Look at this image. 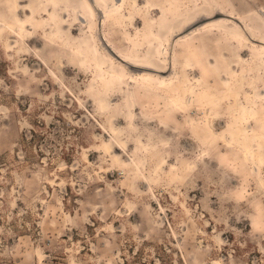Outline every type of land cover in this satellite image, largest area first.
<instances>
[{"label":"rangeland","instance_id":"374dc122","mask_svg":"<svg viewBox=\"0 0 264 264\" xmlns=\"http://www.w3.org/2000/svg\"><path fill=\"white\" fill-rule=\"evenodd\" d=\"M199 1L125 0L110 20L98 9L91 25L64 1L22 0L16 10L0 0V264H264V164L242 142L211 134L201 112L218 97L213 127L225 131L242 86L243 104L257 88L250 110L264 116V66L244 22L231 18L251 42L214 29L173 44L177 66L163 76L179 73L187 101L199 92L189 107L158 81L160 89L132 83L125 92L88 57L96 45L83 44L95 32L127 57L150 50L161 59L156 7L169 19ZM218 1L246 19L264 8V0ZM207 169L219 183L203 179Z\"/></svg>","mask_w":264,"mask_h":264},{"label":"bare ground","instance_id":"6f19581e","mask_svg":"<svg viewBox=\"0 0 264 264\" xmlns=\"http://www.w3.org/2000/svg\"><path fill=\"white\" fill-rule=\"evenodd\" d=\"M49 1H51L52 5L55 6L56 8L59 7L60 3L64 1L66 5L71 6L73 7V9H75L74 11L78 14V22L82 20V22L86 23V21L88 20L91 25L95 24L96 17L97 15H99L97 11L98 9L104 13L103 15L104 20H108L111 16L112 9L121 8L125 4V0H120V1L118 0H113V1L49 0ZM21 2L22 0H14L16 10L23 9V5ZM134 3L137 4L136 1H134ZM196 4H197L196 9L191 14L189 15L182 14L176 16L174 15L171 16V18L169 19L166 18L168 9L165 6L156 7V9L160 13L161 22L157 28L159 32L157 34L154 33L151 34L152 36H154V39H160L163 43L162 49L159 53L161 59L157 58V54L150 55V50L148 53H145V55H139L138 53V55L136 56L127 57L118 51L117 47L111 42V40L107 39L103 34L102 35L100 34V36L96 35L94 31H93L94 39L91 40L85 39L83 41V44L89 45L90 43L91 44L94 43L96 45V49H94L95 51L91 49L92 47H90L92 54L91 55L89 54L88 57L104 73L106 74L108 73L111 76L112 81H116L117 83L124 84L122 87L123 90L128 87L129 90L126 89L124 90L125 92H131L130 88L132 83L138 84V83L148 82L149 85L153 87L152 85L157 86L156 82L158 81V83H160L159 85H168L165 88L171 90V99L176 106L189 107V105H196L198 103L197 96H199V92L196 93L194 91H191L190 97L188 98L189 101H187V96L181 93L182 85L180 84L178 86V83H176L178 79L180 80L179 73L174 72V75L171 76V78H168L167 76H163L165 75L164 74L165 71L169 69L175 70L176 69L175 67L177 66V59L179 54L177 55L178 50L176 51V49L175 50L173 49V44H175L176 42L181 43L182 41L193 39L204 32L214 29H219L220 35H222L224 38L225 36L229 38L230 37L229 33H236L237 36H240V38L243 41L251 42L249 36L246 35L245 29L239 27L237 24L232 23L231 18H236L244 22L246 28L251 33L252 42L250 43V45L252 49L251 48L249 49H251L254 53H258L257 55L258 57L256 61L261 62L262 65L264 66V8L261 9L262 15L258 13L256 14V16L259 17L260 19L259 18L255 19L251 15L247 16L248 18L246 19L245 16L243 15L229 11L218 0H203L202 2L201 1L196 2ZM116 11L117 10H115V12ZM181 16L183 17L179 18ZM203 18L208 19L209 21L206 23H200V20ZM21 22L25 26L31 25V23L28 21H21ZM6 23L10 27L16 25L15 23L9 21H6ZM165 34H168L169 37L166 40L164 39L162 40L163 35ZM257 41L260 44H257L256 43ZM165 49H166V55L169 56V62L168 60H165L163 58V55H165L163 53V50ZM77 51L80 52L82 51V49L78 48ZM238 58L241 61L244 60L243 55H240ZM170 62H171V66L169 67L167 65ZM157 87L159 88V86ZM242 91H243L242 86H240L239 88L237 87L234 91V97H235L234 101L237 104V106H239L238 108L239 111H237L238 113L235 115V118L237 119L239 117L240 120L239 123H237L238 119L237 120L233 119L229 122L228 128H226L225 131L218 132L217 130L214 129L213 124L215 120L218 118L217 117L218 97L214 96L211 97L210 102L201 106V112L204 116L203 124L206 126V129H208L211 134L219 135L226 144L234 146L235 145L234 142L236 141L242 142L244 144L243 145L244 154L248 158L254 159L255 160L254 163L256 165H262L264 164V154L262 152V149L264 148V116L260 111H257V109L256 112H254L253 109L250 110V107L254 108L256 102L253 100L257 97H260V93L258 92L257 88H255L251 94L252 101L250 102V100L247 99L246 102V100L244 99V104H243L242 103L243 100L241 99L242 96L240 94V92ZM210 94H211L210 91L207 92L204 91L201 93V96H203V98L205 97L208 99L210 98ZM100 104L102 109H106L109 106V102L105 99H103ZM133 104L134 102L132 103V105ZM134 115L136 116L137 114L133 112L132 114H130L131 119H133ZM249 120L253 124L252 128H248L247 127L248 125L246 126V122H248ZM119 142L123 148H126L125 141H119ZM164 163H166L165 159L159 165L161 166Z\"/></svg>","mask_w":264,"mask_h":264},{"label":"snow or ice","instance_id":"6c2138e0","mask_svg":"<svg viewBox=\"0 0 264 264\" xmlns=\"http://www.w3.org/2000/svg\"><path fill=\"white\" fill-rule=\"evenodd\" d=\"M203 179L211 186L214 183H219L217 173L214 169H207L204 171Z\"/></svg>","mask_w":264,"mask_h":264}]
</instances>
